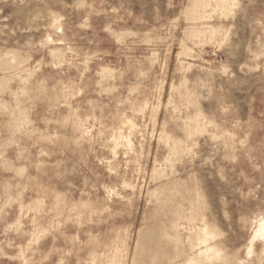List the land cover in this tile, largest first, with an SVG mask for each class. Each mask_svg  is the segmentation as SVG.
Returning <instances> with one entry per match:
<instances>
[{
    "label": "rangeland",
    "instance_id": "rangeland-1",
    "mask_svg": "<svg viewBox=\"0 0 264 264\" xmlns=\"http://www.w3.org/2000/svg\"><path fill=\"white\" fill-rule=\"evenodd\" d=\"M0 264H264V0H0Z\"/></svg>",
    "mask_w": 264,
    "mask_h": 264
}]
</instances>
